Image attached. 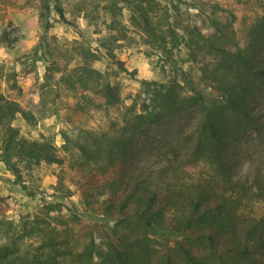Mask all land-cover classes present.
Wrapping results in <instances>:
<instances>
[{
	"label": "trees",
	"instance_id": "obj_1",
	"mask_svg": "<svg viewBox=\"0 0 264 264\" xmlns=\"http://www.w3.org/2000/svg\"><path fill=\"white\" fill-rule=\"evenodd\" d=\"M182 2L196 10V18L180 27L157 14L155 0H108L105 5L111 14L119 3L129 7L141 32L166 56L183 49L196 79L215 97L207 102L200 94L187 95L174 79L152 81L146 104L130 113L122 134L106 150L79 147L82 165L69 170L71 186L85 210L115 221L123 231L114 233L108 223L92 221L75 249L72 227L59 212L46 208L16 219L0 217V264H264V210L249 209L257 203L264 209V172L256 166L239 171L240 157L251 156L257 147L241 145V140L252 133L264 143V13L241 33L235 13L219 2ZM53 8L59 20L72 25L62 7L41 0L44 16ZM75 70L74 76H62L68 88L83 92L100 86L102 74L88 62ZM100 90L106 105L119 102L108 82ZM192 107L200 116L188 137L168 141L154 169L140 165V151L131 143L136 132L145 123ZM17 113L33 118L0 95V121ZM60 149L49 138L30 139L9 121L4 124L0 160L13 171L12 158L27 166L62 164ZM183 150L186 164L204 162L209 172L181 175L175 163Z\"/></svg>",
	"mask_w": 264,
	"mask_h": 264
},
{
	"label": "rangeland",
	"instance_id": "obj_2",
	"mask_svg": "<svg viewBox=\"0 0 264 264\" xmlns=\"http://www.w3.org/2000/svg\"><path fill=\"white\" fill-rule=\"evenodd\" d=\"M49 1L51 6L64 9L72 25L59 20L54 8L44 16L41 0H0V95L16 101L33 116L26 120L17 113L12 119L2 118L0 144L4 124L9 121L30 139L53 140L61 146L64 162L27 166L22 159L12 158L17 169L13 171L0 160V217L16 219L21 213H42L49 208L50 213L67 217L73 245L80 249L92 221L108 223L114 233L123 231V227L85 210L71 186L69 170L82 165L79 147L106 150L110 141L122 134L130 113L140 112L146 104L151 89L148 83L152 81L174 79L187 95L200 94L207 102L215 97L213 90L196 79V68L185 60L183 49L166 56L152 46L125 4L119 3L111 14L105 8L108 0ZM155 1L157 14L173 20L178 27L195 21L196 10L183 0ZM215 1L235 13L241 33L264 13V0ZM86 62L101 72V84L76 92L64 84L62 76H74L78 72L75 68ZM106 82L115 88L117 104H105L100 89ZM199 116L200 110L192 107L145 123L144 130L136 132L131 140L134 149L140 151L136 157L139 164L157 167L168 141L187 138ZM251 135L241 140V145L257 144L251 156L240 157L242 174L255 166L264 172V143ZM184 153L174 162L182 169L181 175L193 172L195 177H202L209 172L204 162L186 164ZM252 207L251 212L264 210L258 203Z\"/></svg>",
	"mask_w": 264,
	"mask_h": 264
}]
</instances>
